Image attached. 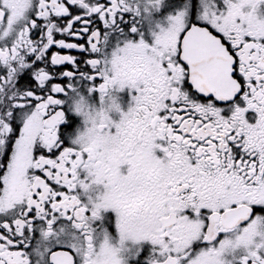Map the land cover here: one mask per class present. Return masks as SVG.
I'll list each match as a JSON object with an SVG mask.
<instances>
[{
  "label": "snow or ice",
  "instance_id": "6c2138e0",
  "mask_svg": "<svg viewBox=\"0 0 264 264\" xmlns=\"http://www.w3.org/2000/svg\"><path fill=\"white\" fill-rule=\"evenodd\" d=\"M0 264H264V0H0Z\"/></svg>",
  "mask_w": 264,
  "mask_h": 264
},
{
  "label": "flooded vegetation",
  "instance_id": "af4514ba",
  "mask_svg": "<svg viewBox=\"0 0 264 264\" xmlns=\"http://www.w3.org/2000/svg\"><path fill=\"white\" fill-rule=\"evenodd\" d=\"M119 102L122 103V104L127 102V93L126 92H121L120 93Z\"/></svg>",
  "mask_w": 264,
  "mask_h": 264
}]
</instances>
